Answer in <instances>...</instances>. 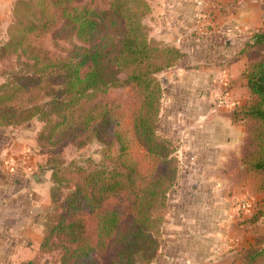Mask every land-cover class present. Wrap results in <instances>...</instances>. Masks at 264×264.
Instances as JSON below:
<instances>
[{"label":"trees","instance_id":"trees-1","mask_svg":"<svg viewBox=\"0 0 264 264\" xmlns=\"http://www.w3.org/2000/svg\"><path fill=\"white\" fill-rule=\"evenodd\" d=\"M136 1V0H135ZM132 0H15L0 64L14 63L0 80V127L40 124L46 144L61 141L76 149L96 146L85 158L52 167L51 206L42 240L32 259L43 255L59 264H152L157 260L170 192L179 176L176 143L160 132L163 82L158 75L180 66L182 50L148 37L142 13ZM136 5V2L134 3ZM15 6L32 17L14 22ZM137 6V5H136ZM63 47H37L53 27ZM257 51L243 75L248 98L231 111L245 125L243 170L246 195L264 192V27L245 42ZM183 67H186L184 65ZM130 87L135 140L152 163L146 169L124 143L123 109L108 98L112 89ZM131 108V107H130ZM264 260L250 249L248 264Z\"/></svg>","mask_w":264,"mask_h":264},{"label":"crops","instance_id":"crops-1","mask_svg":"<svg viewBox=\"0 0 264 264\" xmlns=\"http://www.w3.org/2000/svg\"><path fill=\"white\" fill-rule=\"evenodd\" d=\"M13 2L0 0L5 20ZM149 4L158 39L175 44L186 57L168 70L173 75L164 95L166 134L185 157L164 222L166 243L173 246L170 264H248L250 249L264 251V192L230 194V170L243 169L245 134L231 111L247 100L243 72L251 56L245 42L264 27V0ZM224 72L232 106L216 109L213 98ZM9 131L0 127V264H21L38 252L51 206L50 181L32 171L36 160L25 153V136Z\"/></svg>","mask_w":264,"mask_h":264},{"label":"rangeland","instance_id":"rangeland-1","mask_svg":"<svg viewBox=\"0 0 264 264\" xmlns=\"http://www.w3.org/2000/svg\"><path fill=\"white\" fill-rule=\"evenodd\" d=\"M15 1V0H14ZM136 2V5L134 3ZM14 3V2H13ZM131 7L133 8L134 11H136V14L142 13L143 18H142V25H144L146 33L148 37L159 41V42H164V43H169L163 40L158 39L156 33H155V21L151 15L150 11V4L149 0H132ZM11 12H12V6L9 11V19L5 20V16L2 14L0 16V45H3L6 43L8 36H11L12 30L17 29V27H14L9 31L8 26L11 23ZM15 17L16 19L14 22H17L20 20L22 24H25L31 19V15L26 13L24 10L19 9L18 7L15 6ZM8 21V22H7ZM7 24V25H6ZM59 29V25L53 26L48 33L45 36H41L40 43H36L37 47H45L49 50H54V47H63L62 41L58 40V42H54L53 40V33ZM175 45V44H174ZM178 47V46H177ZM183 52V51H182ZM184 53V52H183ZM251 59H257L259 57V52L253 51L249 52ZM11 55L8 54L7 58L0 64V76L2 73L8 71L11 67V64L14 63L13 60H11ZM185 53H184V59H185ZM183 59V60H184ZM189 65L186 64V67ZM172 72L165 71L161 74L158 75L159 79L163 82V87H164V93L162 97V109L160 112V117L158 121V128L161 133L172 139L177 147L175 151V156L178 159L179 163V176L181 171L184 169L185 163L183 161V153L180 155L179 152V143L174 140L172 137L168 136L166 134L167 126L168 123L165 121L164 117V112L166 110V103H165V98L164 95L166 93V85L168 81L172 78ZM3 77L0 78L2 80ZM109 100L113 102L114 106L120 107L123 109L124 113V120H123V125H122V134H123V140L124 143H126L128 146L132 148L133 154L135 157L138 158V160H141L143 165L145 166L146 169L152 168V163L148 158L145 157V151L143 147L135 140L134 138V133H133V128H132V120L130 119V113L133 105V98H134V93L130 87H124V88H117V89H112L109 92L108 96ZM247 98H248V92H247ZM120 105V106H118ZM131 107V108H130ZM243 122V121H242ZM244 124V123H243ZM245 126V125H244ZM9 133H14L13 135L19 136H25V143H26V149L25 153L30 157L34 158L36 160V164L33 165L32 171L34 173H39L41 175H47L44 179L45 183H48V179L50 181L51 173H52V167L56 163H64L68 164L72 159L74 158H85L88 154H92V151H94L96 146H92L89 149L83 148V149H76L72 146H66L63 141L58 143L57 145L51 146L49 144H46L42 137H41V130H40V124L35 121H27L24 122L23 127H15L11 128V131ZM12 135V134H11ZM28 143V144H27ZM243 151V148H242ZM93 156V154H92ZM188 161H193L188 160ZM234 167V166H233ZM231 179L229 181V191L230 194L236 193V192H246L247 190V180H248V175L242 171H236L234 168L231 170ZM179 176L177 178V181L174 185L173 190L170 192V206L172 205V198L171 194L173 193L175 186L179 180ZM46 192V197L48 198V190L47 188L45 189ZM166 218V216H165ZM165 222V221H164ZM162 237L159 238L160 245L158 247V257L156 261H153L152 264H170L169 261L171 255V246L166 243V238L164 236V223L162 226ZM173 247V246H172ZM43 259L46 260V263L44 264H59L58 262V257H54V262L51 261V256L48 255H43Z\"/></svg>","mask_w":264,"mask_h":264},{"label":"built area","instance_id":"built-area-1","mask_svg":"<svg viewBox=\"0 0 264 264\" xmlns=\"http://www.w3.org/2000/svg\"><path fill=\"white\" fill-rule=\"evenodd\" d=\"M218 84L220 85V88L215 92L214 98H213V107L216 109H222V108H229L232 106V101L230 100L229 93H228V85L229 82L227 81V76L225 72L220 76L218 79ZM180 149V147H179ZM182 153H180L181 155ZM189 160H192V157L189 158ZM244 205L240 206L241 208H244Z\"/></svg>","mask_w":264,"mask_h":264},{"label":"water","instance_id":"water-1","mask_svg":"<svg viewBox=\"0 0 264 264\" xmlns=\"http://www.w3.org/2000/svg\"><path fill=\"white\" fill-rule=\"evenodd\" d=\"M36 175V174H35Z\"/></svg>","mask_w":264,"mask_h":264}]
</instances>
